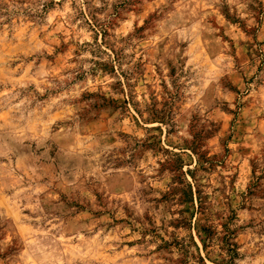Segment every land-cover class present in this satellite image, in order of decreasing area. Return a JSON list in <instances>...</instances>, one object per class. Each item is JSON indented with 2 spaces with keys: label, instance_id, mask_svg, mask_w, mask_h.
I'll list each match as a JSON object with an SVG mask.
<instances>
[{
  "label": "rangeland",
  "instance_id": "rangeland-1",
  "mask_svg": "<svg viewBox=\"0 0 264 264\" xmlns=\"http://www.w3.org/2000/svg\"><path fill=\"white\" fill-rule=\"evenodd\" d=\"M0 264H264V0H0Z\"/></svg>",
  "mask_w": 264,
  "mask_h": 264
}]
</instances>
